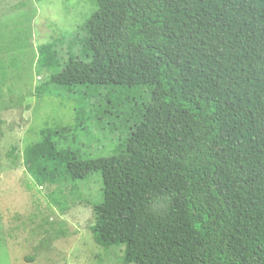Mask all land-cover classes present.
I'll list each match as a JSON object with an SVG mask.
<instances>
[{"label": "trees", "instance_id": "1", "mask_svg": "<svg viewBox=\"0 0 264 264\" xmlns=\"http://www.w3.org/2000/svg\"><path fill=\"white\" fill-rule=\"evenodd\" d=\"M94 3L63 62L39 48L34 95L74 111L39 129L64 160L35 181L98 173L92 231L122 264H264V0Z\"/></svg>", "mask_w": 264, "mask_h": 264}, {"label": "rangeland", "instance_id": "2", "mask_svg": "<svg viewBox=\"0 0 264 264\" xmlns=\"http://www.w3.org/2000/svg\"><path fill=\"white\" fill-rule=\"evenodd\" d=\"M94 11V0H0V264H122L121 246L99 245L92 231L100 175L38 184L29 171L64 160L38 131L70 123L74 111L71 102L34 95L55 74L39 64V48L56 44L63 62ZM90 154L100 153L95 146Z\"/></svg>", "mask_w": 264, "mask_h": 264}]
</instances>
